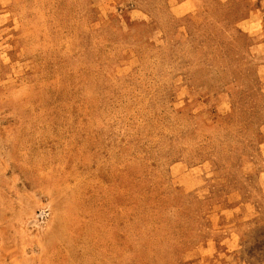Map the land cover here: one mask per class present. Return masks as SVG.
Segmentation results:
<instances>
[{
  "label": "rangeland",
  "instance_id": "obj_1",
  "mask_svg": "<svg viewBox=\"0 0 264 264\" xmlns=\"http://www.w3.org/2000/svg\"><path fill=\"white\" fill-rule=\"evenodd\" d=\"M0 264H264V0H0Z\"/></svg>",
  "mask_w": 264,
  "mask_h": 264
}]
</instances>
